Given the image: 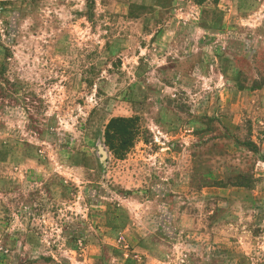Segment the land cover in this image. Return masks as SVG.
I'll return each instance as SVG.
<instances>
[{
  "label": "rangeland",
  "instance_id": "rangeland-1",
  "mask_svg": "<svg viewBox=\"0 0 264 264\" xmlns=\"http://www.w3.org/2000/svg\"><path fill=\"white\" fill-rule=\"evenodd\" d=\"M130 1L0 0V264H109L143 222L174 241L170 213L264 254V0H189L175 78L136 56ZM118 117L143 127L124 161Z\"/></svg>",
  "mask_w": 264,
  "mask_h": 264
},
{
  "label": "crops",
  "instance_id": "crops-1",
  "mask_svg": "<svg viewBox=\"0 0 264 264\" xmlns=\"http://www.w3.org/2000/svg\"><path fill=\"white\" fill-rule=\"evenodd\" d=\"M128 8L136 16L133 20L137 26L134 40L138 43L136 49L140 51L136 56L139 59L143 55L148 56L147 61L151 60L152 70L158 76L160 71L168 70L175 78L178 69L170 67L173 63L171 55L179 53L183 48V41H187L188 23L193 22L199 27L201 19L198 5L189 0H131L127 10ZM147 27L151 28L149 33H145ZM185 46L187 52V42ZM177 65L181 66L174 62L173 66ZM37 152L42 158V151L38 149ZM43 162H39V165ZM169 221V226L177 232L176 238L169 245H159L156 242L155 228L143 222L137 229H131V247L122 246L120 239L116 237L109 264H233L237 261L238 264H249L250 261L262 264L261 257L264 254L259 253V257L254 256L253 252L259 251L257 243L261 247L263 243L261 239L248 240L249 237L242 235L246 229L241 233L240 227L230 225L216 230L207 225L203 218L198 216L194 219L185 213L180 216L170 213ZM123 227L126 228L127 225ZM255 257L259 258L256 260Z\"/></svg>",
  "mask_w": 264,
  "mask_h": 264
},
{
  "label": "trees",
  "instance_id": "trees-1",
  "mask_svg": "<svg viewBox=\"0 0 264 264\" xmlns=\"http://www.w3.org/2000/svg\"><path fill=\"white\" fill-rule=\"evenodd\" d=\"M142 134L139 118H113L105 128V146L114 159L124 161Z\"/></svg>",
  "mask_w": 264,
  "mask_h": 264
}]
</instances>
